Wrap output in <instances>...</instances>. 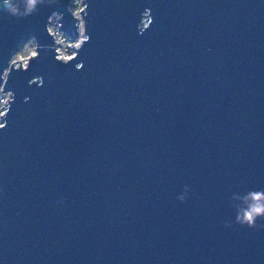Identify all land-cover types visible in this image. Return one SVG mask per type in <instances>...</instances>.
<instances>
[{"label": "water", "instance_id": "obj_1", "mask_svg": "<svg viewBox=\"0 0 264 264\" xmlns=\"http://www.w3.org/2000/svg\"><path fill=\"white\" fill-rule=\"evenodd\" d=\"M86 2L81 70L41 48L6 81L0 264H264V228L225 226L264 189V0ZM50 12L0 13V70Z\"/></svg>", "mask_w": 264, "mask_h": 264}, {"label": "clouds", "instance_id": "obj_2", "mask_svg": "<svg viewBox=\"0 0 264 264\" xmlns=\"http://www.w3.org/2000/svg\"><path fill=\"white\" fill-rule=\"evenodd\" d=\"M62 3H64L65 9L70 12L74 20V38H70L62 31L61 22L63 12L59 11ZM42 7L51 9L50 14L46 17L44 29L51 37L52 43L41 45L37 42L35 36L29 37L26 41H22L17 45V49L12 52L6 66L0 70V130L6 128L7 114L11 110V105L15 103V93L11 88H6V81L12 71L27 70L30 61L39 58L40 53L38 49L43 48L46 51H50L53 54L54 60L62 64L77 60L74 64L75 69L81 70L83 68V61H79L77 58L79 49L90 39L86 31V20L84 19L85 15H87L88 8L86 0H0V13L16 19L27 18L35 14ZM152 22L153 18L150 15V9L145 8L140 13L139 20L136 24L138 34L147 30ZM50 27H56L60 34L76 42L74 48L66 49V52L74 53L71 59H65L60 55L61 48L64 46L59 44L56 39L49 34ZM26 43L34 45L36 55L30 58L26 67H22L18 63L14 64L13 61L16 53ZM27 83L29 86L35 84L38 87H42L44 79L41 75H34L28 79ZM22 99L24 102H27L29 97L24 96ZM187 193L188 186L185 185L183 192L176 198L183 203L187 198ZM230 201L235 214L233 219L225 221L226 227H230L233 223H237L241 226H247L248 228H264V189L248 190L243 194L233 193L230 197ZM57 202L60 203L62 200ZM257 221H261V223H257Z\"/></svg>", "mask_w": 264, "mask_h": 264}, {"label": "rangeland", "instance_id": "obj_3", "mask_svg": "<svg viewBox=\"0 0 264 264\" xmlns=\"http://www.w3.org/2000/svg\"><path fill=\"white\" fill-rule=\"evenodd\" d=\"M49 32L53 35H56V37L59 39V44L63 45L64 47L61 48L60 55H62L64 58L68 57L72 53L66 52L67 48H72L74 46L75 41H72L67 36L60 34L57 31L56 27H50ZM70 38H74V36H70ZM34 53V45L31 43H27L26 46L22 49H20L15 57L13 63H18L21 66H24L28 57ZM18 61V62H17Z\"/></svg>", "mask_w": 264, "mask_h": 264}, {"label": "bare ground", "instance_id": "obj_4", "mask_svg": "<svg viewBox=\"0 0 264 264\" xmlns=\"http://www.w3.org/2000/svg\"><path fill=\"white\" fill-rule=\"evenodd\" d=\"M56 41L59 43V39L55 36ZM76 44V42L74 43V45Z\"/></svg>", "mask_w": 264, "mask_h": 264}, {"label": "built area", "instance_id": "obj_5", "mask_svg": "<svg viewBox=\"0 0 264 264\" xmlns=\"http://www.w3.org/2000/svg\"><path fill=\"white\" fill-rule=\"evenodd\" d=\"M55 36H56V35H54V38H55ZM26 44H27V43H26ZM26 44H24V45L21 47V49L24 48V47L26 46Z\"/></svg>", "mask_w": 264, "mask_h": 264}]
</instances>
